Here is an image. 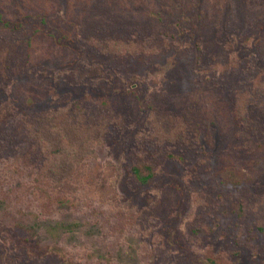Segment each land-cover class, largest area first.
I'll return each mask as SVG.
<instances>
[{
    "label": "rangeland",
    "instance_id": "obj_1",
    "mask_svg": "<svg viewBox=\"0 0 264 264\" xmlns=\"http://www.w3.org/2000/svg\"><path fill=\"white\" fill-rule=\"evenodd\" d=\"M74 104L52 181L27 124ZM263 225L264 0H0V264H264Z\"/></svg>",
    "mask_w": 264,
    "mask_h": 264
},
{
    "label": "trees",
    "instance_id": "obj_2",
    "mask_svg": "<svg viewBox=\"0 0 264 264\" xmlns=\"http://www.w3.org/2000/svg\"><path fill=\"white\" fill-rule=\"evenodd\" d=\"M108 106L110 104L102 102L95 108L103 109ZM230 107L233 119L240 122L238 104L233 98ZM94 109H87L79 104H74L66 109L67 113L63 111L57 113V116L49 113L43 116L34 114L28 121L29 133L45 151L44 167L52 181L59 180L60 176L67 172L69 166L81 160V154L89 150L88 140L93 131L96 132V135L93 136L95 140L100 137L101 127L92 126L86 121ZM62 155L68 158L66 160H70L67 166L66 161L57 162V158ZM129 169L130 173L141 183H147L154 175L152 165L136 159L133 154L130 155ZM62 226H67V224H62ZM258 228L264 232V225ZM211 263L215 264L213 259H211Z\"/></svg>",
    "mask_w": 264,
    "mask_h": 264
}]
</instances>
